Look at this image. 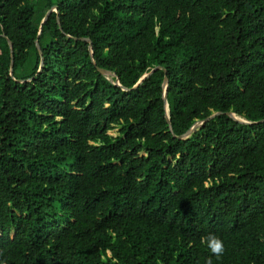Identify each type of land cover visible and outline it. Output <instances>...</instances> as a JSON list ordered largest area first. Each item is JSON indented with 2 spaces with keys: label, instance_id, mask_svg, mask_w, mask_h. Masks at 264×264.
Segmentation results:
<instances>
[{
  "label": "trees",
  "instance_id": "16d2710c",
  "mask_svg": "<svg viewBox=\"0 0 264 264\" xmlns=\"http://www.w3.org/2000/svg\"><path fill=\"white\" fill-rule=\"evenodd\" d=\"M210 256L264 264V0H0V264Z\"/></svg>",
  "mask_w": 264,
  "mask_h": 264
},
{
  "label": "water",
  "instance_id": "95a60500",
  "mask_svg": "<svg viewBox=\"0 0 264 264\" xmlns=\"http://www.w3.org/2000/svg\"><path fill=\"white\" fill-rule=\"evenodd\" d=\"M51 11H55V6H51L47 9V11L44 13L43 17L41 18L39 24H42L44 22V20L46 19L47 15L49 12ZM56 22H58L57 18H56ZM39 27L40 25L38 26V31L37 33L39 32ZM80 40H84V41H88L87 38H84V37H80L79 38ZM6 43H7V46H8V51H9V57H10V66H9V69H8V74L11 75V58H12V55H11V42L9 40L6 39ZM34 45H35V48L37 49V52H38V55L40 56V61H39V65H38V68H37V71H39L40 67L42 66V58H41V51H40V48L37 44V42L35 41L34 42ZM87 50H88V53H89V56H90V61L93 63V60L91 59V48H90V43L88 41V45H87ZM160 67L159 66H153L152 68H150L147 72L143 73L139 78L138 80L129 88H126V87H123V86H120L119 83H118V78L114 75L113 72H110L106 69H102V68H97L98 72L103 75L108 81H110L111 83H113L114 85H117L119 86L122 90H128V89H132V88H135L139 83H141V81L146 78L152 71H154L155 69H159ZM163 71V76H162V79H161V83H160V87H161V100H162V105H163V108L165 110V113H164V116H165V121L166 123L168 124V129L170 130V125H169V119H168V112H167V102H166V85H167V77L165 75V70L162 69ZM16 81L20 82L19 79H16ZM220 112L218 111H215V112H212L210 113L208 116L202 118V119H199V120H196L194 121L188 129H186L183 133L179 134L176 136V138L178 139H183L185 137H187L195 128H197L200 124H202L203 122H205L206 120L214 117L215 115L219 114ZM228 117L238 121V122H242V123H252L251 121H248V120H245L243 119L242 117H239V116H236L235 114H233L232 112H224Z\"/></svg>",
  "mask_w": 264,
  "mask_h": 264
},
{
  "label": "clouds",
  "instance_id": "9594fccd",
  "mask_svg": "<svg viewBox=\"0 0 264 264\" xmlns=\"http://www.w3.org/2000/svg\"><path fill=\"white\" fill-rule=\"evenodd\" d=\"M202 243L206 245L211 255L215 256L217 259L224 254V242L214 234H209L207 237L202 238ZM205 264H213L211 256L205 260Z\"/></svg>",
  "mask_w": 264,
  "mask_h": 264
},
{
  "label": "rangeland",
  "instance_id": "374dc122",
  "mask_svg": "<svg viewBox=\"0 0 264 264\" xmlns=\"http://www.w3.org/2000/svg\"><path fill=\"white\" fill-rule=\"evenodd\" d=\"M116 131H117V128H113V129L109 130L108 133L111 135H115Z\"/></svg>",
  "mask_w": 264,
  "mask_h": 264
}]
</instances>
